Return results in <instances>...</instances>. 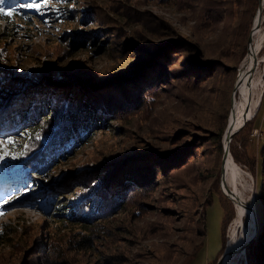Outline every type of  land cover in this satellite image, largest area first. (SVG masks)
Returning a JSON list of instances; mask_svg holds the SVG:
<instances>
[{
  "label": "rangeland",
  "instance_id": "1",
  "mask_svg": "<svg viewBox=\"0 0 264 264\" xmlns=\"http://www.w3.org/2000/svg\"><path fill=\"white\" fill-rule=\"evenodd\" d=\"M37 1L39 10L22 2L0 6L10 13L0 19V64L11 70L10 76L15 70L14 79L19 82L41 70L46 75V69L51 67L57 69L62 80L74 81L77 70L85 65L97 72L95 76L117 80V74L127 71L131 63L132 50L126 46L137 36L155 43L163 41L166 26L193 42L204 44L213 37L214 24L203 15L215 0ZM261 3V13L254 15L249 29L246 54L237 64H229H236L233 71L226 74L218 70L217 77L194 86L172 84L171 90L148 97L139 110L110 119L107 129L95 128L76 152L42 177L33 175L24 184H16L0 217V264H184L198 250L203 219L202 250L192 264L212 263L221 251L218 262L227 253L228 231L239 207L237 203L234 207L225 184L221 187L224 135L233 106L251 97L248 105L254 97L241 96L248 87L245 75L239 85L236 82L255 37L259 38L255 42L259 50L254 52L252 70L263 85L260 96L264 92V0ZM84 16H90V20L83 22ZM98 30L99 38L94 39ZM75 35L79 39L93 37L95 45L71 49L70 38ZM102 46L107 49L105 52L96 51ZM213 51L214 47L210 48V53ZM2 98L0 145L12 138L17 148L23 149L27 137L21 140L19 118L14 122L8 119L10 110L16 112L23 106L20 96L8 94ZM8 103L11 105L7 106ZM246 104L241 109H246ZM261 109L255 129L250 131L246 123L247 128L229 140L224 177L232 189L242 192L243 206L236 215L237 259L227 258L221 264H245L241 241L250 225L252 204L257 213L254 173L263 138L264 106ZM256 110L247 122L253 120ZM176 132L202 137L197 139L199 146L210 133H220L222 153H217L212 143L205 144L196 151L195 159L169 172L153 189L130 193L124 205L114 209L110 216L96 220L92 229L65 221L68 205L79 190L74 179L70 181L72 177L77 178L85 170L90 174L108 164L116 166L124 156L132 157L139 149H172L175 144L170 138ZM242 148L249 150L248 156ZM231 152L238 162L234 163ZM227 216L230 219L224 226L222 248V227ZM84 239L90 240V244L81 242Z\"/></svg>",
  "mask_w": 264,
  "mask_h": 264
},
{
  "label": "trees",
  "instance_id": "2",
  "mask_svg": "<svg viewBox=\"0 0 264 264\" xmlns=\"http://www.w3.org/2000/svg\"><path fill=\"white\" fill-rule=\"evenodd\" d=\"M258 1L215 0L212 3L213 7L206 9L203 15L207 22L214 24L213 37L204 44L200 41L193 42L168 26L163 41L155 43L135 37L136 40L126 46L132 50L131 63L128 64L127 71L117 74V80L95 76L97 72L85 65L77 70L74 81L62 80L57 69L51 67L46 69V75H43L44 72L41 70L38 74L30 73L28 80L19 82L17 78L14 79L15 70L12 71L14 75L10 76L11 70L0 64V104L4 102L2 96L19 94L23 106L16 112L10 110L8 119L14 122L15 118H19L17 123H21L19 128L22 130L19 134L21 140L27 137L23 149H18L17 144H14L16 140L12 138L0 145V212L4 213L5 203L16 184L19 182L24 184L23 181L33 175L42 177L50 168L68 158L69 154L76 152L90 138L95 128L107 129L110 119L117 117L120 119L125 113L139 110L147 102L148 97L171 90L174 87L172 84L194 86L217 77L218 70L226 74L233 71L247 52L246 42L254 15L259 8ZM9 2L33 5V0H5V4L8 5ZM36 3L38 4L37 0ZM34 8L36 9L35 6ZM90 16H84L83 22L90 20ZM1 18L5 17L0 15ZM94 23L100 24L96 21ZM99 31L91 36L94 39L99 38L96 34ZM93 37L92 40L79 39V36L75 35L70 38L69 45L71 49L79 46L87 49L95 45ZM212 47L214 51L210 53ZM99 50L105 52L107 49L103 46L97 47L96 51ZM232 63L236 64L229 66ZM261 96L256 116L247 122L250 131L257 127L259 120L257 117L264 106V92ZM9 103L7 106L11 105ZM242 121L243 119L232 122L231 130ZM244 127L235 133L232 139L240 134ZM262 127L263 138L258 147L254 173L258 217L255 216V220L252 217L250 219L245 245L254 235V225H259V231L256 239L245 248V264H264V123ZM179 132L170 138L175 144L172 149L156 150L151 149L152 147L139 149L134 152V157L124 156L116 166L108 164L90 174L85 170L77 178L72 177L70 181L74 179L79 190L73 194L74 199L68 205L70 208L65 214L67 216L65 221L90 229L96 220L110 216L114 209L124 205L130 193H143L153 189L158 180L167 176L169 172L183 168L188 160L195 159L196 151L205 144L212 143L216 146V152L218 150L222 153L220 133H210L208 140L199 146L197 139L202 137ZM242 152L249 155L246 148H242ZM231 155L234 163L238 162V158L232 152ZM224 179L231 196L243 201L242 192L232 189L226 177ZM222 199L227 202L225 197ZM238 205L235 217L243 203ZM229 219V216L227 219L224 217L222 248L224 226ZM204 228L203 219V233L198 236L200 239L198 250H195V255L184 264H192L201 252ZM81 242L90 244V240L86 239ZM218 254L212 263L208 264H216Z\"/></svg>",
  "mask_w": 264,
  "mask_h": 264
},
{
  "label": "bare ground",
  "instance_id": "3",
  "mask_svg": "<svg viewBox=\"0 0 264 264\" xmlns=\"http://www.w3.org/2000/svg\"><path fill=\"white\" fill-rule=\"evenodd\" d=\"M262 1H260V3ZM261 6H262V3H261ZM262 8H263V6H262ZM260 13L261 12H259V14ZM259 14H257L256 16L258 17ZM258 39H259L258 37H257V39L255 37V39L253 40V42H252L253 45L250 47L249 53H248V55L250 57H248V55L246 56L245 64H244L245 66H244V69H243L244 71L241 70V68L239 69L240 71H239V74H238V80L236 82L237 84H239L240 82H242L243 75H245L244 76L245 77L244 79L246 80L245 82L248 84V87H247L246 92L243 95H241V96H242V98L243 97L245 98L246 95H251V96H254V97H253V99L251 101H249V104L248 105L246 104V102L248 101V99H251V97H246L245 99H243L244 101H242V102L239 103V105L237 104L238 106L237 105L236 106L234 105L233 106V109H231L232 110V117L227 122L228 127H227V131L225 132V135H224V144L226 146L225 147L226 150L229 148V143H230V142L228 143V139L227 138L230 137L231 134H233V136H234L235 133H237L239 130H241L244 127V125L247 123V121L250 120V116H252L257 111L256 109L258 108V105H259L260 100H261L260 94H261V92L263 90V88H262L263 85H262V82H260L261 81L260 80V77L259 76H256L255 77L254 72L252 70V68H253V66L255 64L254 52L257 50V48H256L257 45L255 44V42H257ZM263 59H264V55H263ZM247 72H248L249 75H247ZM249 76H250V79H249ZM258 85L260 86L259 87L260 91L258 90ZM236 87H237V85H236ZM252 88L254 90H252ZM245 104L247 105L246 109L245 108L244 109H241V108L244 107ZM241 117H243V121L240 122V124L234 130H231V126L233 124L232 122H234L235 120L242 119ZM227 135H230V136H227ZM227 159H229L228 150H227ZM229 168H231V167L229 166ZM224 172H225V170H224ZM224 172H223V174H224ZM221 181H222V187H223V185L225 184L224 177H223V180H221ZM225 190L231 196L229 190H227L226 184H225ZM225 196H227V195H225ZM231 198H232V203L234 204V207L235 208H237V206H236L235 203H237V204H242L243 203L242 200L235 199L232 196H231ZM252 205H253V210H252L251 215H252V218L255 220V216H257L256 215V209L254 207V204H252ZM238 217L239 216H237L236 218H234V220L232 221V225H231L230 231H228V235H227V238H228V241H227L228 246H226V248H225V251L227 249V253L224 252V254H222V256L224 255L223 258H222V260H225V262L228 259L231 260V259H233V257H234V259L237 257V256H235L236 254L234 253V247H235V242H236V239H235V237H236V230H237L236 227H237L238 220H239ZM257 226H259V225H254V227H253L254 228V233H255V230H256V227ZM251 238L249 240H251ZM243 241H245V236L243 237V239L241 241L242 247L245 248L249 242L247 241L246 245L244 246V242Z\"/></svg>",
  "mask_w": 264,
  "mask_h": 264
},
{
  "label": "water",
  "instance_id": "4",
  "mask_svg": "<svg viewBox=\"0 0 264 264\" xmlns=\"http://www.w3.org/2000/svg\"><path fill=\"white\" fill-rule=\"evenodd\" d=\"M260 1H262V0H259L258 1V3H259V8H258V11H257V14H259V12H261V9H262V6H261V3H260ZM256 14V15H257ZM237 84V83H236ZM236 87V86H235ZM233 134H231V136H232ZM227 136H230V135H227ZM230 136V137H231ZM230 137H228L227 139H228V143L230 142L229 141V139H230ZM227 143V144H228ZM225 145H224V147H223V158H222V161H221V163H222V167H221V174H220V178H221V180H223V177H222V174H223V172H224V161L226 160V158H227V150L225 149ZM221 187H222V181H221ZM249 208V207H248ZM257 231H258V228H256V230H255V233H254V235L252 236V238H251V240L252 239H254L255 238V236H256V234H257ZM251 240H249L248 242L250 243L251 242ZM248 245V244H247ZM244 250H245V248H243L242 250H241V252H244ZM224 254V253H223ZM222 256V255H221ZM222 258H223V256L218 260V262L216 263V264H221L222 263Z\"/></svg>",
  "mask_w": 264,
  "mask_h": 264
},
{
  "label": "snow or ice",
  "instance_id": "5",
  "mask_svg": "<svg viewBox=\"0 0 264 264\" xmlns=\"http://www.w3.org/2000/svg\"><path fill=\"white\" fill-rule=\"evenodd\" d=\"M5 4V0H0V6ZM33 5L36 7L37 10H39V6L35 5V0H33ZM4 14H10V13H6L5 9L3 7H0V15H4ZM0 215H3L2 212H0Z\"/></svg>",
  "mask_w": 264,
  "mask_h": 264
}]
</instances>
